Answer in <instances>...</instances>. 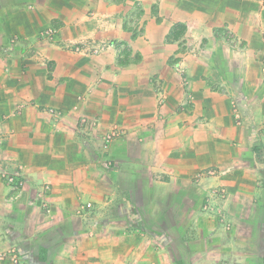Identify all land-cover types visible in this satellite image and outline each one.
Wrapping results in <instances>:
<instances>
[{
    "label": "crops",
    "instance_id": "0c3cea01",
    "mask_svg": "<svg viewBox=\"0 0 264 264\" xmlns=\"http://www.w3.org/2000/svg\"><path fill=\"white\" fill-rule=\"evenodd\" d=\"M263 58L264 1L0 0V253L264 264ZM5 172L25 178L15 199Z\"/></svg>",
    "mask_w": 264,
    "mask_h": 264
},
{
    "label": "built area",
    "instance_id": "2783aa9c",
    "mask_svg": "<svg viewBox=\"0 0 264 264\" xmlns=\"http://www.w3.org/2000/svg\"><path fill=\"white\" fill-rule=\"evenodd\" d=\"M255 1H264V0H255ZM55 30L53 28H47L45 30H43L42 32V36L44 38H52L54 35ZM75 52H79V53H85L88 55H92V54H97L102 48L106 47V44H97L94 41H84V42H80L77 44H74L73 46H71ZM263 64H264V60H263ZM264 68V65H263ZM161 102H163V99H160ZM53 112V110H51ZM234 115L236 117V119L240 122V111L238 109V106L236 104L235 109H234ZM82 125L85 126H91L89 127V130H92L93 127H95L96 125L99 124V121L97 119H93L90 120L87 117H83L80 120ZM123 133V131L120 128L117 127H112L111 129H109L107 132L104 133V135L101 137V149L106 152L109 150L111 144L113 143V141L121 136ZM108 160L104 161V165L105 166H109L110 163H107ZM209 173H211L212 171H208ZM204 173H198V177L203 176ZM5 179L7 180V184L8 187L10 189V196L12 199H15L18 197L19 193L22 191V189L25 186V178L17 173V172H9L4 174ZM46 188H44L43 190H45ZM217 192L219 193V195L221 197L226 196V191L224 188H220L219 190H217ZM210 200L207 202L206 206H209ZM93 205L92 203L88 202V203H83L79 208H80V212L82 213L83 211H85L86 209L91 208ZM9 258L14 264H21V259H20V255H19V251L16 247H12L10 250L0 253V260H4L5 258Z\"/></svg>",
    "mask_w": 264,
    "mask_h": 264
},
{
    "label": "rangeland",
    "instance_id": "374dc122",
    "mask_svg": "<svg viewBox=\"0 0 264 264\" xmlns=\"http://www.w3.org/2000/svg\"><path fill=\"white\" fill-rule=\"evenodd\" d=\"M263 60H264V58H263ZM264 65V64H263ZM263 72H264V68H263ZM235 106H236V103L234 102L233 104H232V111L234 112V109H235ZM238 106V105H237ZM238 123H240V122H238ZM107 163H111V161H107ZM104 167L105 168H109V167H111L110 165L109 166H105L104 165ZM214 170V169H213ZM212 169H206V170H202V171H200L199 173H204L205 175H207V174H209V175H211V174H213V172L215 171H213ZM208 171H212L211 173H209ZM6 173H9V172H6ZM216 172H214V174H215ZM5 174V173H4ZM220 188H224L225 189V187H223V186H216V187H213V189H212V192H213V194L216 196V197H220V198H222V199H224L226 196H224V197H221L220 195H219V193L217 192V190H219ZM225 191H226V189H225ZM83 203H81L80 204V206L82 205ZM204 205H207V201L203 204V207H205ZM79 206V207H80ZM78 207V208H79Z\"/></svg>",
    "mask_w": 264,
    "mask_h": 264
},
{
    "label": "trees",
    "instance_id": "16d2710c",
    "mask_svg": "<svg viewBox=\"0 0 264 264\" xmlns=\"http://www.w3.org/2000/svg\"><path fill=\"white\" fill-rule=\"evenodd\" d=\"M186 31V27L183 24H176L170 33L171 38H177L180 34Z\"/></svg>",
    "mask_w": 264,
    "mask_h": 264
}]
</instances>
